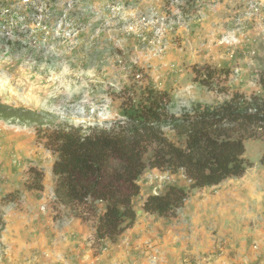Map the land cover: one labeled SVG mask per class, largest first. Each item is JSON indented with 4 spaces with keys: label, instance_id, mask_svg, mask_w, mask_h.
Masks as SVG:
<instances>
[{
    "label": "rangeland",
    "instance_id": "374dc122",
    "mask_svg": "<svg viewBox=\"0 0 264 264\" xmlns=\"http://www.w3.org/2000/svg\"><path fill=\"white\" fill-rule=\"evenodd\" d=\"M263 72L264 0H0V102L75 126L111 128L124 119L127 96H140L148 86L171 94L175 114L197 103H222L235 93L264 97L258 81ZM208 73L210 86L202 83ZM165 132L182 142L169 128ZM245 148L253 162L247 178L264 182V140L247 139ZM56 159L34 126L0 120V206L6 226L12 212L30 214L24 208L40 191L35 199L46 200L53 219L47 226L60 221L61 228L52 229L63 231L64 223L75 220L96 233L97 216H77L84 206L66 208L57 201ZM39 181L42 190L30 188ZM138 183L136 224L115 241L88 233L90 247L78 251L85 264L93 259L94 264H264V233L255 221L238 217L234 232L221 233L223 216L196 219L200 204L210 201L207 191L193 188L173 217L143 211L151 194L170 185L190 188L183 170L149 168ZM254 186L264 192V185ZM10 194L18 198L2 203ZM98 207L102 213L105 203ZM2 248L0 243V256Z\"/></svg>",
    "mask_w": 264,
    "mask_h": 264
},
{
    "label": "trees",
    "instance_id": "16d2710c",
    "mask_svg": "<svg viewBox=\"0 0 264 264\" xmlns=\"http://www.w3.org/2000/svg\"><path fill=\"white\" fill-rule=\"evenodd\" d=\"M207 75L202 83L210 86L208 79L213 74ZM258 81L264 89V72ZM171 104L168 91L148 86L140 90V96H127L123 101L124 119L111 128L75 126L49 113L2 102L0 120L35 127L38 136L44 137L57 154L53 166L57 201L66 208L84 206L77 216H97L96 238L115 241L137 222L134 199L140 195L138 182L147 169L172 173L183 170L190 179V188L170 185L163 193L149 195L143 203L145 213L173 217L193 188L216 187L230 178L243 177L253 167L245 157V141L264 140V97L235 93L222 103H197L181 114L172 112ZM165 128L182 142L170 140ZM261 163L264 165V152ZM32 171L41 179L40 172ZM30 188L42 190L43 185L39 181ZM13 195L3 198L2 203L14 199ZM99 203H105L102 213ZM5 229L0 206V240Z\"/></svg>",
    "mask_w": 264,
    "mask_h": 264
},
{
    "label": "crops",
    "instance_id": "0c3cea01",
    "mask_svg": "<svg viewBox=\"0 0 264 264\" xmlns=\"http://www.w3.org/2000/svg\"><path fill=\"white\" fill-rule=\"evenodd\" d=\"M249 179L245 174L241 178H230L216 187L201 189L207 191L206 197L209 196L208 194L211 195L209 196V203L200 204V211L199 214H196V219L199 221L208 214H218L225 218L220 225L221 233H232L237 228V218L242 217L244 218V220L241 219L242 222H246L245 217H247L250 221H255L264 233V192L263 190L258 191L254 186V184L264 185V182L256 178L252 181ZM37 193L41 196L43 192ZM38 194H35L34 198L30 197L31 203H28L24 208V210H29L30 214L26 213L25 215L23 213L22 216L18 211L17 213L12 212V216L6 220L8 224L2 232L0 242L3 246L0 264H85L87 260L81 259L79 252L82 248H79L90 247V243L88 240L86 241L87 235L90 232L95 234V228L92 227L91 229L74 220L73 222L76 224L64 223L63 231L53 230L54 226L58 229L61 228L59 226L61 223L54 221L52 226H47V220L52 219V217L49 216L50 211L45 208L47 206L46 200L40 197V200L36 201L35 198ZM38 206L39 211L36 209ZM240 206L245 207L251 214L236 213L235 210H239ZM22 207L24 206L22 205ZM27 216H30L29 219ZM85 227L88 230L85 231ZM93 261L94 264L95 260L93 259Z\"/></svg>",
    "mask_w": 264,
    "mask_h": 264
}]
</instances>
